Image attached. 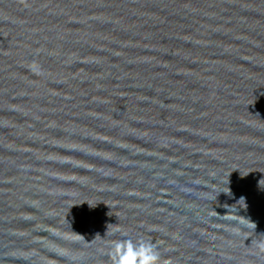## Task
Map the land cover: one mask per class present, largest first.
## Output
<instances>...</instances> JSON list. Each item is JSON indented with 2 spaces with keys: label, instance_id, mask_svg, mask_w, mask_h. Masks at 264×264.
<instances>
[{
  "label": "water",
  "instance_id": "1",
  "mask_svg": "<svg viewBox=\"0 0 264 264\" xmlns=\"http://www.w3.org/2000/svg\"><path fill=\"white\" fill-rule=\"evenodd\" d=\"M129 237L264 264V0H0V264Z\"/></svg>",
  "mask_w": 264,
  "mask_h": 264
},
{
  "label": "clouds",
  "instance_id": "2",
  "mask_svg": "<svg viewBox=\"0 0 264 264\" xmlns=\"http://www.w3.org/2000/svg\"><path fill=\"white\" fill-rule=\"evenodd\" d=\"M114 248L121 250L123 264H161L159 252L147 241L137 242L129 237L126 240L117 241ZM127 249V254L124 249Z\"/></svg>",
  "mask_w": 264,
  "mask_h": 264
}]
</instances>
